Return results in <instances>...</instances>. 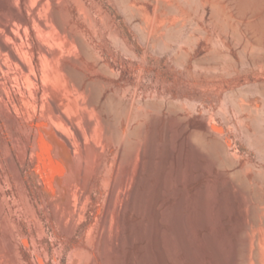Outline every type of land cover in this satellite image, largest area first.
Here are the masks:
<instances>
[{
    "label": "rangeland",
    "instance_id": "374dc122",
    "mask_svg": "<svg viewBox=\"0 0 264 264\" xmlns=\"http://www.w3.org/2000/svg\"><path fill=\"white\" fill-rule=\"evenodd\" d=\"M30 1L13 5L49 21L57 10H66L60 16L67 29H79L84 38L86 50L78 54L70 45L71 56L64 59L82 75V84L72 86L62 78L65 91L47 92L48 98L75 118L85 98L96 97L86 117H106L115 133L123 130L126 116L101 113L109 96L150 112L146 109L144 125H131L140 132L130 138L144 152L141 164L133 166L131 195L119 202L126 227H117L119 217H114L111 236L119 238L105 252L109 185L125 165L113 157L118 145L104 143L101 130L94 129L91 140L105 158L86 155V180H75L68 196L58 200L55 157L39 147L44 133L38 125L49 123L41 101L35 103L23 79L24 92L12 81L0 85L5 92V101L0 98V264H140L142 255L146 264H264V0ZM12 18L15 32H24V23ZM33 26L30 32L38 37ZM53 34L59 35L56 29ZM27 46L19 48L28 51ZM5 118L17 121L20 143ZM218 141L226 151L213 148ZM136 197L145 215L136 212ZM140 223L142 239L135 232Z\"/></svg>",
    "mask_w": 264,
    "mask_h": 264
},
{
    "label": "bare ground",
    "instance_id": "6f19581e",
    "mask_svg": "<svg viewBox=\"0 0 264 264\" xmlns=\"http://www.w3.org/2000/svg\"><path fill=\"white\" fill-rule=\"evenodd\" d=\"M14 1L15 0H0V30H2V34L0 33V85L2 87H6L9 83V81H12L19 86V88L22 92H24L22 85H21V83H22L21 79H23L22 81H24V83H25L24 89L29 90L30 95H31V97L34 98L35 103H37L38 101H41V104H40L41 114L45 120H49L48 121L49 123H45L46 121L45 122L41 121L38 125L43 130V133H44V135L41 137L39 147H41L42 149L48 150L50 152V154H52V157L53 156L55 157V160H56L55 162L58 166V171L55 170L54 172H58V174H56V175H58L57 181H58V185H59V189H60L56 198L58 200H64L65 197L68 196L69 191H70L71 187L73 186V183L75 180H76L77 184H81L86 180L87 166L84 164L85 160L83 162V159L85 158L86 155H91L92 160H96V161L103 159L104 154H105L104 149L103 150L100 149V146H98L97 144H95V142L93 140H91V138L93 136L94 129L99 128L101 130V139L104 143H107L108 141H112V143L115 142V145H118L119 149L116 152L117 155L115 154V155H113V157H116V161L118 160L121 163L122 162L125 163L124 167L123 168L121 167L122 169L119 168L116 170V176H115L112 184H110V182H109V184H110L109 186H111V191H110V193L108 192L109 195L107 198L108 200L106 201L107 205H106V211H105V215H104V225H103V231L105 233V244H104L105 249L104 250L106 252V249L109 246L115 245L116 241L119 238L118 236L115 237V235L111 236L112 230H113V228H115V225H116L114 217L115 216L119 217V219L117 220V227L118 226L119 227H121V226L126 227L125 220L123 219V213H124L125 208L122 204H119V202H121L123 200H127L129 198V196L131 195V193H130L131 188L130 187L133 183V173H134L133 172V166H134V164L136 166L141 164V158H142L143 152H144V151H142L143 147L140 145L141 143H139V142L134 143L130 138L131 135L132 136L136 135L133 133H135V132L139 133L140 132L139 130L135 131L134 129H132L131 125H132V123H136V124H138V126L144 125L145 122L143 120L145 119L146 111H147L146 109H148V108H145V106L142 105V106L136 108L137 110H134L133 106H132L133 103L131 105L130 104L128 105V103L123 105V103L121 102L120 99H119L120 100V102H119L116 100L117 98L115 99V97L109 96V98L106 99V102L104 103V106L102 107V109L100 108L101 113L105 114V112L108 113V111L110 110V112H109L110 115H111V112H113L114 114L122 113V114H125V116H126V122L124 124L123 130L122 131L119 130V131H117V133H115L116 132V131L114 132L115 128H114V130H112L110 122L106 117H104V118L102 117L99 120H95L97 118H95L93 120V119L86 117L87 115H85V112L88 110L94 109L95 106L97 105L96 97L92 98L90 96V98H89V95L87 94L89 99L85 98V101H83L82 103H81V101H79L81 103V104L79 103L80 104L79 107H80L81 111L76 112V114L74 115L75 118L73 116H71L60 105V103L56 99H53L50 97L48 98L46 96L47 92H50L53 90V91H55L56 94H60L62 91L63 92L65 91L63 88L62 82H61L62 78H65V80L67 82H69L70 85L72 84V86H75V84H79L82 82V79H81L82 75L72 65L65 63L66 60L64 61V59L66 58L68 53L71 52V50H69L70 45H72L73 46L72 49L73 50L75 49V51L77 50V52L78 51L80 52L81 50L82 51L86 50L85 45H84V40H83L84 38L81 36L82 34L81 35L79 34V31H80L79 29H78V32H77V29L75 30L76 32L73 29H72L73 31H70L69 27H68L69 30L67 29V25H65V23H64L65 21L62 20L63 17L60 16L61 13L66 12V10L64 11L62 9L63 7H61L63 12H60L59 10H57L56 13L53 14L54 15L53 20L51 18V21H49V20H46V18L43 19V18L39 17V13L37 12L40 9L39 7H37L39 9L36 11V13H38V17L36 16V14H34L33 16H30L31 14H33V12L30 10L28 11L27 8H25V9H27L28 15L30 17L25 15L24 14L25 12L20 13V12L16 11V8H15L16 6L14 7V5H13ZM28 1H30V0H24V4L28 3ZM61 1H63V0H61ZM30 2H32V0ZM46 2H47V0H46ZM46 2L44 1L43 4H45ZM57 2H58V0L55 3H57ZM65 3H66V1H65ZM29 4L30 5H28V6L30 9V8H32V6H31V3H29ZM53 5H54V3H53ZM59 5H60V3H59ZM40 6H41V4H40ZM53 8L54 7L52 6V9ZM17 10H19V9H17ZM42 10H43V7H42ZM229 10H231V9H229ZM30 12H31V14H29ZM217 12H218V10H217ZM221 12H223V11H221ZM34 13H35V11H34ZM64 13L62 14V16L64 15ZM12 17H15V20L18 19L22 23H24V25H25L24 32H22L20 29H18V31L20 30L21 32H15L16 29L14 27L16 25H14V27H12L13 25L11 26V24H9L10 20L13 19ZM218 18H220V16ZM12 22H13V24L15 23V21H12ZM32 22L34 23L35 27L38 30V37L40 39L39 41L36 39V38H38V37H36L37 34H36V36H35L36 38H35L34 35H32L30 32V24ZM35 27L33 26L32 28L35 29ZM222 28H223V26H222ZM54 29L57 30L59 35L53 34ZM238 35H240V34L238 33ZM25 43H27V45H28L27 48L29 50L22 52L20 50L19 46H23ZM79 52H78V54H79ZM83 53H85V52H83ZM88 53H91V52H88ZM90 55L92 56V54H90ZM90 55L88 54V56H90ZM258 55H260V54H258ZM68 56H71V55H68ZM67 59H69V58L67 57ZM76 63H78V62H76ZM106 69L108 70V67ZM106 69H105V71H106ZM110 69L111 68H109V72H111ZM102 71H104V70L102 69ZM114 74H116V73H114ZM41 83H43L45 86V91L43 93H41L42 92L41 91ZM93 83H95V82H93ZM103 83H102V87H103ZM106 83L107 82H105V84ZM93 85H95V84H93ZM109 85H111V84H109ZM89 86H91V85L89 84ZM114 86H116V85H114ZM116 87H118V86H116ZM130 87H131V85H130ZM92 88H94V86ZM97 88L100 89L99 86ZM87 89H84V90H87ZM125 89L123 92H126ZM115 90H117V89H115ZM79 92H81V93L85 92L86 93V91H84V92L79 91ZM91 92L88 91L89 94H91ZM97 93L99 96L100 90L99 91L97 90ZM92 94L94 95V92ZM94 96H96V94ZM98 96H97V99H98ZM0 98H1L2 102L5 101V92L3 89H2V92H0ZM99 99H98V102H99ZM129 99H130V97H129ZM141 103H142V101H141ZM147 104H149V102ZM171 105H173V104H171ZM35 106L37 107V104ZM152 106H153V103H152ZM154 106H156V105H154ZM159 107H161V106H159ZM154 108H152V109H154ZM251 110H254V109H251ZM4 111H5V109L2 108L3 113H4ZM149 112H150V110H149ZM171 112H172V110H171ZM119 114L117 116H120ZM250 115L252 116V114H250ZM5 121L9 125L12 135L15 137V142L20 143L22 133L20 132V130L17 126L18 125L17 121L14 118H9V119L5 118ZM141 123H143V124H141ZM138 126L135 125L134 128L137 129ZM117 127H118V125H117ZM138 129H140V128H138ZM196 136L198 138L197 140H199L201 143L205 142L202 135L197 134ZM221 143L218 141V142H215L214 144H212V146H213V148L226 151L225 150L226 146L224 144H221ZM109 146H110V144H109ZM23 147H24V149H26L28 147V143H23ZM107 151H105V152H107ZM113 157H112V159H114ZM106 158H107V156H106ZM47 161L49 162V160H47ZM53 162H54V160H53ZM48 164H50V163H48ZM136 166H134V167L137 168ZM103 168H101V169H103ZM111 171L112 172L114 171L113 167H112ZM110 172H109V174H110ZM97 173H98V171H97ZM101 173L103 174V172H101ZM106 174L107 173H105V175ZM56 175H54V176H56ZM134 178H135V175H134ZM134 194L136 195L137 193L135 192ZM79 197H80L79 198L80 200L83 199L84 194L82 193L81 196H79ZM139 197H141V196H139ZM137 199H138V203H136L137 205H135V207L137 206L135 208V210L139 215H145L144 212L142 213V208H141L142 199L141 198L140 199L137 198ZM135 232L138 235V237H140L139 239H142L144 236L143 224H141V223L138 224ZM128 238H129L130 242L133 241V237L131 235H129ZM239 248H240L239 253L237 252L238 255H236V256L238 257V259L241 260L243 258L244 248L241 246ZM140 264H146V259H145L144 255H142L140 257Z\"/></svg>",
    "mask_w": 264,
    "mask_h": 264
}]
</instances>
